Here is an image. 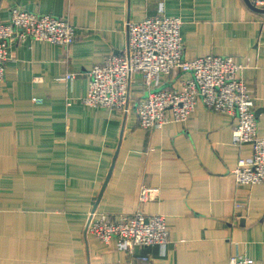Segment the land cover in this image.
<instances>
[{
	"label": "crops",
	"instance_id": "1",
	"mask_svg": "<svg viewBox=\"0 0 264 264\" xmlns=\"http://www.w3.org/2000/svg\"><path fill=\"white\" fill-rule=\"evenodd\" d=\"M14 8L65 19L77 38L11 46L0 83V264H230L239 254L264 264V184L232 175L252 156L233 141L235 116L199 104L185 125L143 130L135 112L83 102L91 70L127 49L128 20L180 17L187 58L231 56L242 67L264 137V12L246 0H0V24ZM184 77L163 86L179 89ZM143 94L137 79L132 100ZM143 187L154 193L141 202ZM93 211L163 215L170 242L129 254L86 233Z\"/></svg>",
	"mask_w": 264,
	"mask_h": 264
},
{
	"label": "built area",
	"instance_id": "2",
	"mask_svg": "<svg viewBox=\"0 0 264 264\" xmlns=\"http://www.w3.org/2000/svg\"><path fill=\"white\" fill-rule=\"evenodd\" d=\"M264 10V0H252ZM128 47L120 56L107 58L90 72L89 92L83 102L90 108L135 112L141 129L162 130L168 124H187L199 104L222 115L235 116L238 124L233 132L235 144H249L251 158H241L232 170L239 185L264 184V137L259 135L256 114L259 99L241 78L242 67L231 56L209 55L189 59L185 54L180 17L156 16L142 21L128 20ZM77 38L75 26L62 18L39 15L20 8L11 11L10 21L0 24V83L5 80L7 64L12 60L15 42H49L69 47ZM184 75L179 89L163 86L170 76ZM74 74H66V81ZM140 79L144 94L132 100L135 80ZM35 103H42L34 98ZM154 190L143 187L139 199L146 201ZM85 231L106 244L118 240L129 254L136 248L159 246L170 242L166 217L147 215L141 211L122 220L97 211L89 214ZM149 261L148 257L142 258ZM130 264H136L134 262ZM230 264H256L245 255L231 258Z\"/></svg>",
	"mask_w": 264,
	"mask_h": 264
},
{
	"label": "water",
	"instance_id": "3",
	"mask_svg": "<svg viewBox=\"0 0 264 264\" xmlns=\"http://www.w3.org/2000/svg\"><path fill=\"white\" fill-rule=\"evenodd\" d=\"M246 1L248 2L249 6H250L253 10H255V11H257V12H264V10H262V9H258V8H256L255 6H253L250 0H246Z\"/></svg>",
	"mask_w": 264,
	"mask_h": 264
},
{
	"label": "trees",
	"instance_id": "4",
	"mask_svg": "<svg viewBox=\"0 0 264 264\" xmlns=\"http://www.w3.org/2000/svg\"><path fill=\"white\" fill-rule=\"evenodd\" d=\"M252 1V0H251Z\"/></svg>",
	"mask_w": 264,
	"mask_h": 264
}]
</instances>
